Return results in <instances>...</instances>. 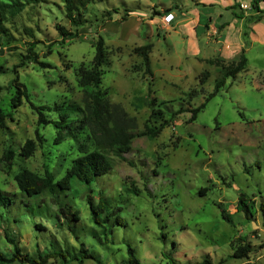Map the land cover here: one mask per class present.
<instances>
[{
	"label": "rangeland",
	"instance_id": "rangeland-1",
	"mask_svg": "<svg viewBox=\"0 0 264 264\" xmlns=\"http://www.w3.org/2000/svg\"><path fill=\"white\" fill-rule=\"evenodd\" d=\"M167 11L183 18V31L172 22L162 23ZM83 15L87 22L74 27L62 0H43L7 15L8 39L0 32V189L19 197L15 176L23 169L38 176L48 170L57 180L79 155V143L87 142L90 150L96 147L86 131L74 137L58 131L55 123H77L81 117L84 92L77 69L91 66L99 35L107 51L100 88L136 121L128 152L99 149L111 163L109 174L90 185L73 181L71 191L59 197L79 210L81 220L72 228L96 260L50 258L45 264H127V244L142 264H169L168 255L176 264L203 259L264 264V3L258 11L251 0H94ZM56 24L77 35L63 41ZM190 38L198 41L199 50ZM30 43L38 61L47 66L27 58ZM148 43L151 75L133 51ZM242 49L246 68L226 78L194 120L187 122L190 112H183L156 137L140 135L151 112L149 99H156L154 109H161L165 118L179 107L198 106ZM204 71L208 75L201 81ZM15 77L25 85L29 100H12ZM57 105L67 110L64 122L54 110ZM37 111L50 123L39 124ZM159 123L154 117L149 121L151 126ZM27 139L34 140L35 149L24 157L20 149ZM99 190L126 220L106 238L90 229L88 200L97 203ZM241 193L251 205L249 215L236 209ZM15 208L8 213L0 209V252L12 255L7 231L17 239L20 253L37 257L55 223L46 218V230L36 231L31 219L15 222L20 212ZM64 236L68 246L77 247L69 230ZM246 243L253 250L233 256Z\"/></svg>",
	"mask_w": 264,
	"mask_h": 264
},
{
	"label": "trees",
	"instance_id": "trees-1",
	"mask_svg": "<svg viewBox=\"0 0 264 264\" xmlns=\"http://www.w3.org/2000/svg\"><path fill=\"white\" fill-rule=\"evenodd\" d=\"M43 0H0V32L6 39L10 37L9 29L6 27L8 14H14L19 11L25 4H32L41 2ZM65 6L66 17L72 26L78 27L87 22L84 17V10L90 1L94 0H62ZM264 0H251V6L259 11V3ZM109 16V15H107ZM126 16L122 17L126 20ZM264 19V15H263ZM56 30L62 37V40L69 39L77 35L76 31L66 29L63 25L56 24ZM29 34L30 30L26 29ZM62 41V44L64 43ZM34 44L30 43L29 55L27 58L34 62H39L43 66L46 63L38 61L37 55L33 50ZM151 44L139 45L133 48V51L142 57L145 67V72L152 74L150 68L149 52ZM94 55L90 67L80 65L77 69L78 83L84 92V109L82 115L77 123H55L58 131L67 130L69 134L76 137L79 132L86 131L87 139L92 145L96 147L89 149L87 142L83 141L78 144L79 155L71 160L69 167H67L64 175L57 180H54L53 175L45 170L43 176H38L28 169H23L16 176V184L19 190V197L17 193H9L0 189V209L8 213L12 209H19V217L14 218L15 222L20 220H33V229L36 231H45L44 219L50 218L54 224L53 229L47 230L48 237L46 238L45 250L37 253V257H33L29 253H20L19 244L14 235L4 231L5 239L12 246V255L7 257L0 252V264L18 260L29 264H45L50 258H60L63 261L76 260L82 261L86 258H93L96 260L97 255L88 247L84 240L81 239L78 232L72 228V225L81 220L79 210L72 208L70 204L59 200L60 196H65L66 191L70 192L73 181H78L80 184L90 185L103 175L109 174L111 171V163L108 158L99 151L100 148H113L121 153H126L130 149V143L135 133L132 131L136 127L135 118L130 116L119 103L111 102L106 97V92L100 88L103 71L101 67L107 62V51L102 36H98L94 42ZM247 59L244 55V49L241 50L238 61L230 63L224 67L223 75L214 83V89L206 96L204 102L195 107H179L175 111H171L170 117L165 118L161 109H154L156 99L151 98L148 105L151 107L149 118L145 123L144 130L140 135H145L150 138L156 137L162 129L170 123V120L183 112H190L187 122L196 118L197 113L204 107L205 102L209 100L219 89L225 84L226 78H235L236 75L246 68ZM208 75L207 71L202 73L203 81ZM16 95L12 98L13 101L20 102L21 98L28 99V93L25 85L14 79ZM194 96V95H191ZM32 104V103H31ZM33 108L38 109L32 104ZM42 108L49 107L43 106ZM62 109V110H61ZM57 108L59 110V119L66 121L67 110L64 108ZM156 110V111H155ZM158 110V111H157ZM40 123H50L44 118L41 111H37ZM154 117L155 120H160L158 125H149L150 119ZM4 114L0 113V125L3 124ZM57 122V121H55ZM77 133V134H76ZM35 149L33 139H27L23 147L20 149V154L24 157L32 155ZM135 194L137 191L134 190ZM40 195L48 196V200H40ZM63 198V197H62ZM97 203L94 204L92 199L88 200L90 210V221L92 232L98 230L105 238L112 233L113 226H125L126 220L117 213V208L111 205L110 199L103 196L101 190L98 191ZM247 195L241 193L238 196L236 209L243 211L246 215L250 214L251 205L247 202ZM18 204V205H17ZM52 206V207H51ZM55 207V210L52 209ZM262 223L264 225V205L261 204ZM72 208V209H71ZM17 209V210H18ZM51 210L53 211L51 213ZM225 219L229 221V217L223 214ZM69 230L73 234L77 242V247L68 246L64 232ZM92 237L94 235H91ZM253 246L249 243L243 244L235 248L233 256L238 258L246 256ZM126 263L127 264H142L135 255V249L132 245H126ZM168 255V254H167ZM168 257L169 264H176V259ZM190 264H213L207 259L195 261Z\"/></svg>",
	"mask_w": 264,
	"mask_h": 264
},
{
	"label": "crops",
	"instance_id": "crops-1",
	"mask_svg": "<svg viewBox=\"0 0 264 264\" xmlns=\"http://www.w3.org/2000/svg\"><path fill=\"white\" fill-rule=\"evenodd\" d=\"M182 21H183V18H180V19L177 20L174 17V19L172 21L173 26H176L177 25L183 31L184 23H182ZM192 31H193V28H192ZM194 41H195L194 38H190V44H191V46H194L195 50H199L198 43H197L198 41L196 43Z\"/></svg>",
	"mask_w": 264,
	"mask_h": 264
},
{
	"label": "built area",
	"instance_id": "built-area-1",
	"mask_svg": "<svg viewBox=\"0 0 264 264\" xmlns=\"http://www.w3.org/2000/svg\"><path fill=\"white\" fill-rule=\"evenodd\" d=\"M174 17L175 15L172 11H167L161 16V21L163 24L168 25L173 21Z\"/></svg>",
	"mask_w": 264,
	"mask_h": 264
}]
</instances>
